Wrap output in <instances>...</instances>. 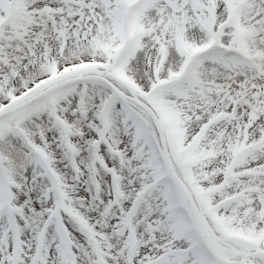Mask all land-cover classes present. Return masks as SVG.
Segmentation results:
<instances>
[{
	"label": "snow or ice",
	"instance_id": "1",
	"mask_svg": "<svg viewBox=\"0 0 264 264\" xmlns=\"http://www.w3.org/2000/svg\"><path fill=\"white\" fill-rule=\"evenodd\" d=\"M0 264H264V0H0Z\"/></svg>",
	"mask_w": 264,
	"mask_h": 264
}]
</instances>
